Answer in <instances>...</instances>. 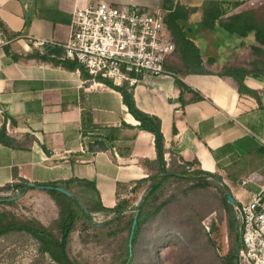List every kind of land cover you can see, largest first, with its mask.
<instances>
[{
	"label": "crops",
	"instance_id": "crops-1",
	"mask_svg": "<svg viewBox=\"0 0 264 264\" xmlns=\"http://www.w3.org/2000/svg\"><path fill=\"white\" fill-rule=\"evenodd\" d=\"M99 1L169 15L166 33L175 45L165 62L170 74L139 79L132 86L136 106L160 119L165 148L190 162L191 171L220 176L239 203L257 192L264 197V81H244L260 94L258 103L218 73L252 38L218 25L206 28L201 7L207 0H0L6 30L0 29V127L14 140L12 146L0 142V187L20 179H86L112 208L117 184L130 188L152 173L153 136L138 128L120 92L67 67L74 62L63 47L71 12ZM215 1L241 2L233 14L263 3ZM170 157L167 152V163Z\"/></svg>",
	"mask_w": 264,
	"mask_h": 264
},
{
	"label": "trees",
	"instance_id": "trees-1",
	"mask_svg": "<svg viewBox=\"0 0 264 264\" xmlns=\"http://www.w3.org/2000/svg\"><path fill=\"white\" fill-rule=\"evenodd\" d=\"M241 4L238 1L207 0L201 7V23L206 28H213L218 25L229 32L236 33L241 38L252 37V42L246 47L249 56L253 58L248 60L246 65L234 58L233 61L224 63L219 68L218 73L221 76L230 77L240 95L251 96L258 103H261L260 94L247 87L244 81L248 77L264 81V0L260 6L233 14L234 9ZM229 13L232 14L228 15ZM168 18L169 15L164 17L165 24L168 23ZM0 29L3 32L6 31L1 22ZM170 32L172 37L176 39L178 32L174 29H171ZM200 64L201 59L198 57L196 65L200 66ZM67 67L79 69L85 78L91 77L76 62ZM97 80L119 91L128 112L139 122L138 128L152 134L155 159L148 161L151 164L152 173L133 182L130 188L127 185L117 184V203L112 208L102 205L95 183L90 180L72 178L66 181L35 183V185L61 186L76 197L70 198L55 190L47 191L58 207L57 219L52 227L43 225L35 218H22L10 210L0 209V237L22 233L36 242L37 252L41 257L48 255L56 264H89L71 259L67 252L66 245L69 235L79 220L83 232L91 230V234L95 237L118 238V252L114 254L109 264H135V259L143 251L147 254V264H161L156 250L158 246L168 243L178 245L180 254L177 262L179 264H237V241L242 229V220L238 211L239 202L235 201L234 205H230L224 190L221 205L227 213L230 247L227 253L221 256L217 253V243L212 237V232L216 230V226L212 223L209 231H206L201 225L200 216L195 217L196 215L187 212L181 214L184 210L180 207L175 211L176 218H173L170 206L172 201L179 204L177 194L171 193L164 196L165 187L173 180L185 181L190 179L192 186L189 187L196 188L209 185V178L220 181V176L200 169L191 171L190 166L192 164L190 162H179L180 159H177L175 155L172 156V152L165 148L160 119L155 115L143 112L136 106L132 87L126 82L116 86L105 78L99 77ZM179 84L183 90L188 89L182 81ZM196 98L201 99L202 96L197 95ZM0 142L7 146L14 145V140L7 135L4 126L0 127ZM102 147L105 148V145ZM167 152L171 155L169 163L165 160ZM145 186H147L145 193L141 195V200L134 206L133 200ZM34 188V186H28L27 181L20 179L0 187V193L16 195ZM127 188L130 196L125 198L122 195ZM13 204L14 201H0V205L10 206ZM135 212L138 214L137 223L131 238L130 251L128 243ZM94 213L104 216L102 220L104 222L101 221L104 225L96 226L93 223L92 214ZM178 226H180L183 240H179L177 235L171 232L173 228H178ZM149 228L151 235H147L145 242L139 245L140 240L144 239V232L148 231ZM55 229L57 235L54 233ZM239 248H241V244H239Z\"/></svg>",
	"mask_w": 264,
	"mask_h": 264
},
{
	"label": "built area",
	"instance_id": "built-area-1",
	"mask_svg": "<svg viewBox=\"0 0 264 264\" xmlns=\"http://www.w3.org/2000/svg\"><path fill=\"white\" fill-rule=\"evenodd\" d=\"M164 17L160 10L132 4L99 1L76 6L63 44L65 55L82 66L93 83L100 77L132 87L141 78L170 74L165 62L175 45L166 33ZM239 204L238 264H264V197L257 192ZM103 219L94 213V222Z\"/></svg>",
	"mask_w": 264,
	"mask_h": 264
},
{
	"label": "rangeland",
	"instance_id": "rangeland-1",
	"mask_svg": "<svg viewBox=\"0 0 264 264\" xmlns=\"http://www.w3.org/2000/svg\"><path fill=\"white\" fill-rule=\"evenodd\" d=\"M234 36L237 37V34L235 33ZM233 38L235 39V37ZM247 45L248 44L244 45L234 57L238 62H242L245 65L248 60L253 58L249 56ZM209 182V185L206 187L190 188L189 186H192V180L190 179L185 181L173 180L165 187L164 196H168L171 193L177 194L180 205L172 201L170 206L173 212V218H176L175 211L180 207L184 210L181 214L187 212L196 215L195 217L200 216L201 225L206 231H209L212 223L216 226V230L212 232V237L217 243V253L222 256L227 253L230 247L227 213L221 205V198L224 195V190L226 193L225 188L227 186H222L221 181L212 178H209ZM146 189L147 186L139 191L136 199L133 200L134 206L141 200V195L145 193ZM128 190V188L125 190L122 195L123 197L127 198L130 196ZM184 190L186 191L184 192ZM12 194L13 193H0V196L6 198L13 196ZM2 208L10 210L22 218H35L47 227L53 226L58 214V207L48 192L35 188L22 193L19 198L14 200L13 205H0V209ZM93 217L94 214H92V220ZM102 222L93 221V223ZM149 231L150 228L148 231L144 232V239L142 238V240H140L139 245L145 242L147 235H151ZM171 232L177 235L179 240H183L180 226H178V228H173ZM54 233L57 235L56 229ZM118 245V238L108 239L105 236L95 237L91 234V230L83 232L81 230V221L78 220L69 235L66 246L68 255L73 260L89 264H109L114 254L118 252ZM179 250L178 245L174 243L160 245L156 250L158 260L161 264H179L177 262V258L180 254ZM146 255L144 251L143 253H139L135 259V264H147L148 259ZM0 264L56 263L52 261L48 255L41 257L37 252L36 242L28 235L14 233L0 237Z\"/></svg>",
	"mask_w": 264,
	"mask_h": 264
},
{
	"label": "water",
	"instance_id": "water-1",
	"mask_svg": "<svg viewBox=\"0 0 264 264\" xmlns=\"http://www.w3.org/2000/svg\"><path fill=\"white\" fill-rule=\"evenodd\" d=\"M28 186H34L36 189L38 190H44V191H48V190H55V191H58L60 193H63L65 194L66 196L68 197H71V198H75L76 196L69 192L68 190H66L65 188L61 187V186H52V185H35V184H31V183H28L27 184ZM226 189V199H227V202L230 204V205H234L235 204V198L233 197L231 191L229 190V188H225ZM22 194L21 193H18L16 195H13V196H10V197H6V198H2L0 199V201H14L16 200L17 198H19ZM137 212L134 213V216H133V221H132V225H131V230H130V240H129V243H128V246H129V250L131 251V246H132V242H131V238L133 236V233H134V230H135V227H136V223H137ZM96 226H102L104 225L103 223H95ZM239 240L240 238H238V241H237V253H238V250H239ZM237 264H238V260H236Z\"/></svg>",
	"mask_w": 264,
	"mask_h": 264
}]
</instances>
